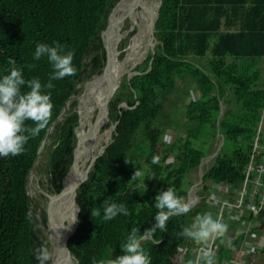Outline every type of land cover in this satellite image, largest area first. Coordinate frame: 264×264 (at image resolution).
Instances as JSON below:
<instances>
[{"label": "trees", "instance_id": "16d2710c", "mask_svg": "<svg viewBox=\"0 0 264 264\" xmlns=\"http://www.w3.org/2000/svg\"><path fill=\"white\" fill-rule=\"evenodd\" d=\"M116 2L0 0V75L13 58L26 79L39 77L47 82L51 66L46 58L34 61L33 53L37 43L51 45L53 41L74 52L76 68L74 76L52 82L53 109L47 128L29 140L21 155L0 157V264H37L34 250L40 246L49 250L47 215L40 216L33 209L30 175L46 155L50 181L46 191L54 194L62 188L74 162L82 117L78 95L105 54L101 35ZM155 36L159 41L155 55L147 54L134 70L142 74L131 80L126 76L118 90L117 103L130 108L115 106L112 110L110 125L117 124L112 142L97 160L94 175L78 190L75 238L79 264H93L94 259L102 264L122 255L120 245L132 229L144 233L155 223L157 209L152 205L159 192L171 186L185 202L193 184L190 174L212 152L218 127L226 143L206 169L198 204L188 217L170 218L166 232L157 229L142 245L151 264H177L183 248L190 250L186 263L193 264L190 252L197 246L180 236L196 217L211 212L230 231L242 228L238 221H230L228 213L220 217L216 201L222 195L210 182H224L230 190L238 188L253 151L264 112V0H161ZM178 80L195 85L200 96L187 100L179 123L186 127L185 136L166 144L161 142L162 119L168 118L167 102L176 93ZM221 104L224 110L218 124ZM165 122L170 126L173 121ZM153 156L158 157L157 164L152 163ZM137 170L140 182L146 184L143 192L130 188ZM41 196L44 202L49 200ZM105 199L124 203L129 215L108 222L93 217L97 210L102 216ZM248 239L249 234L243 232L230 246L218 240L216 264L239 263L236 254ZM259 253L264 255V246ZM258 257V251H250L243 264H256Z\"/></svg>", "mask_w": 264, "mask_h": 264}, {"label": "clouds", "instance_id": "9594fccd", "mask_svg": "<svg viewBox=\"0 0 264 264\" xmlns=\"http://www.w3.org/2000/svg\"><path fill=\"white\" fill-rule=\"evenodd\" d=\"M42 58L47 59L52 69L47 82L42 83L39 77L26 79L23 70L17 67L13 58L7 60L10 67L5 74L0 75V157L21 155L29 140L37 137L47 128L53 109L52 82L76 74L73 65L74 52L66 51L65 45L56 41L51 45L37 43L33 60L40 61ZM28 121L32 124L29 125ZM152 163L157 164L158 157L153 156ZM130 181L133 182L130 184L132 192H137V189L143 192L146 189L145 182H140V171H135ZM152 206L157 209L152 227L144 233H140L139 228L132 229L120 245L123 254L105 260L102 264H151V256L143 247L142 241L154 234L157 229L166 232L170 218L188 217L193 210L171 186L156 195ZM101 208L102 216L99 210L92 212V216H99L104 222L114 220L118 216L129 215L128 207L124 203L112 202L110 199H105ZM228 230V225L219 218H214L211 212L196 217L180 236L181 239L191 242L198 248L193 264H216V258L208 244L216 239L225 242ZM226 242L231 245V240ZM33 255L37 264H48L51 260L50 252L45 246L36 248ZM93 264L98 262L94 259Z\"/></svg>", "mask_w": 264, "mask_h": 264}, {"label": "water", "instance_id": "95a60500", "mask_svg": "<svg viewBox=\"0 0 264 264\" xmlns=\"http://www.w3.org/2000/svg\"><path fill=\"white\" fill-rule=\"evenodd\" d=\"M155 0H152L150 2L149 7H151L152 2ZM123 0H117L114 7L111 9L106 29L102 32V40L105 48V54L103 58L100 60V62L96 65L94 69V74L90 78L89 81H87L84 85V88L86 85L92 84V82L97 79L98 85L106 87L102 81L104 80V77L111 78L112 86L107 94L105 105L103 106V114L101 115V119H98L101 110L99 109L97 116L95 117L94 121L91 119V115L89 113L87 118V127L85 129H81V123H82V117L80 121V127L78 131V137H77V144L74 151V162L65 176L62 184V188L59 192L54 193L52 196L53 198L48 200L47 205H49L52 201L57 204V202L64 198L68 197L71 206L74 211V216L72 219H70L67 224V229L65 230V234L59 238V236L56 234L55 230H51L50 228H47V238L49 243V252L51 255V260L48 262V264H54V257L55 253L61 252V258L58 261L59 264H79L78 258L76 256V230L78 227V215L80 212V207L77 205L76 199L78 195V190L90 179L91 176L94 175L95 169H96V163L97 160L105 153L106 149L110 146L112 142V136L113 133L116 131L117 124L110 125L109 124V117L112 112V110L117 106L120 110L123 106H126L130 108V106L126 103H117V94L118 90L122 84V78L123 76H127L128 80H131L134 76L141 75L142 73L132 71L134 68H136L138 65H140L142 62L141 60H137L131 69L125 70L122 74L117 76H111L110 72L108 71V61L110 60L112 56L111 52V45L109 43L110 40V33L115 26V17L117 16L119 12L120 5L122 4ZM161 7V0H159V6L157 10H154V7L152 5L153 11L149 8L150 11V20L148 25V47L144 54L147 55L150 51L152 55H155V45L159 42L158 39L155 36V26L156 21L159 17V11ZM124 58V57H123ZM153 59V58H152ZM152 68V62H150V69ZM83 88L82 94H84L85 89ZM223 105L221 104V114L218 118V124L220 122V119L223 116ZM219 126V125H218ZM101 132V133H100ZM100 142L98 144H95V141L98 137H100ZM102 139H104L102 143ZM226 143V138L224 135L221 134L220 129L218 127L217 130V141L214 146V151H212L209 155L202 158L199 166L194 170L198 171V178L193 181L192 187L189 191V195L187 200L184 202L186 205L193 208L196 204H198L200 200L199 192L202 189V184L204 183V176L206 173L205 166L216 160V158L221 154L222 147ZM84 156L85 162H83L81 167L83 168V165H90L91 171L84 170V172H81L80 165L78 163V159L80 156ZM56 206V205H55ZM54 206V208H55ZM47 207V206H46ZM147 239H152L150 236H148ZM56 246L59 247V251L56 250Z\"/></svg>", "mask_w": 264, "mask_h": 264}, {"label": "bare ground", "instance_id": "6f19581e", "mask_svg": "<svg viewBox=\"0 0 264 264\" xmlns=\"http://www.w3.org/2000/svg\"><path fill=\"white\" fill-rule=\"evenodd\" d=\"M151 1L152 0H123L122 4L120 5L119 12L115 17V26L110 33L109 40L112 56L108 61V71L110 72L111 76L120 75L125 70L131 69L133 66L132 64L135 63L136 59H139V56L136 55V52L141 49L142 45L149 38V32L147 29L151 16L149 8L153 11V5L155 10V1H153L151 7H149ZM124 40H126L124 48L126 52L124 53V58L121 60L119 59V56L121 55L122 51L119 50V46L121 47L120 44ZM146 50L147 48L145 49V52ZM145 56L143 55V58ZM102 81L106 86L105 88L103 86H99L97 79H95L92 84L88 85L85 91V93L89 96L88 102L91 104L89 113L91 115L92 121H94L95 117L97 116L99 109L101 112L98 119H101V115L103 114V106L105 105L107 94L109 93L112 86L111 78L104 77V80L102 79ZM100 138L101 136L97 138L95 144L100 142ZM83 162H85V158L82 155L78 159L81 172L83 173L84 170L91 171L90 165H83V168L81 167ZM52 196L54 195L49 194V199L53 198ZM46 214L47 222L45 225L51 230H55L56 234L60 238L65 234V230L67 229L66 222L72 219L75 213L69 198L66 196L60 199L57 204L52 201L49 205H47ZM56 250L59 251L58 246H56ZM61 255V252L55 253L54 264H59L58 261L60 260Z\"/></svg>", "mask_w": 264, "mask_h": 264}, {"label": "rangeland", "instance_id": "374dc122", "mask_svg": "<svg viewBox=\"0 0 264 264\" xmlns=\"http://www.w3.org/2000/svg\"><path fill=\"white\" fill-rule=\"evenodd\" d=\"M158 6H159V0H155V9L156 10H157ZM147 41L142 45L141 49H139L136 52V55L139 56V60H141V62L144 60L143 55H144L145 49L148 47ZM125 44H126V40L121 42V44H120L121 47L119 46V50L122 51L121 55L119 56V59H121V60L123 59L124 53L126 52L124 50ZM121 56H122V58H121ZM136 61H137V59H136ZM130 67H131V65H130ZM261 69H262V73H263L262 80L264 83V59L261 62ZM134 70H135V68L132 71H134ZM125 77H126V75L123 76L122 83H123V80ZM263 83H261V85L264 86ZM87 87H88V85L85 86V88H84L85 91H86ZM177 88L178 89H177L176 93L174 95H172L170 97L169 101L167 102L166 112L168 114V118L162 119V122H163L162 128L164 131H163L161 142L166 143V144H172L174 141L177 140V138H179V136H185V134H186L185 125L179 124L181 121H183L185 106L189 100L194 99V98H198L200 96V92L197 90V87L195 85L191 84L187 80H185V81L178 80L177 81ZM78 99H79V109H80V112L82 113L81 129H84L87 127V116L89 115L91 104L88 102L89 96L85 92H84V94H82V91H81V93L78 95ZM170 120L173 121L170 124V126L164 125L166 123L165 121H170ZM261 122L262 123L260 124L261 125V127H260L261 128V134L259 137V144L264 145V112L262 115V121ZM109 124H110V122H109ZM257 132H258V130H257ZM103 141H104V139H102V143H103ZM212 151H214V148ZM149 152L150 151H149L148 147L146 146L145 155L148 156ZM211 163L212 162L208 163L205 166V170L211 165ZM190 178H191L192 183H193V181L196 180V178H198V171L197 170L193 171L190 174ZM41 185L44 186V188H42ZM49 185H50V181H49L48 176H47V158L45 155L36 163L34 170L32 171V173L30 175V181H29V194L32 197V199L34 200L33 201V209H35L40 216H41V214H43V212H46V206L48 203V201L47 202L43 201L41 195H44V196L47 195L46 197H48V195L50 193H48L46 190L48 188L47 186H49ZM48 199H49V197H48Z\"/></svg>", "mask_w": 264, "mask_h": 264}, {"label": "built area", "instance_id": "2783aa9c", "mask_svg": "<svg viewBox=\"0 0 264 264\" xmlns=\"http://www.w3.org/2000/svg\"><path fill=\"white\" fill-rule=\"evenodd\" d=\"M260 127L261 125L255 138L249 163L246 166L243 183L238 188L230 190L229 186L224 182H210V185L222 195L221 199L216 201L220 217L228 213L230 221H238L239 227H244V224L248 225L253 218L260 227H264V145L259 144ZM251 215L253 216L252 219ZM244 218L249 222L243 223L242 219ZM218 240L220 239L210 241L208 244L213 253L218 248L216 244ZM181 252L185 253V248ZM193 253L194 256L197 255V247L194 248Z\"/></svg>", "mask_w": 264, "mask_h": 264}, {"label": "crops", "instance_id": "0c3cea01", "mask_svg": "<svg viewBox=\"0 0 264 264\" xmlns=\"http://www.w3.org/2000/svg\"><path fill=\"white\" fill-rule=\"evenodd\" d=\"M252 221V222H251ZM250 222L246 221L245 223L249 222V224H244L245 226L240 228H237L238 230L235 232H233L232 230L228 231L226 233V240L225 243H227V240H231L234 241L235 236H237V234L240 233H247V235L249 234V239L244 242L242 245L241 250L236 254V259L239 261V263L236 264H243L246 260V255L248 252L250 251H258L259 257L256 260V264H264V255H262L261 253H259V249L262 248L264 246V227H260L258 225V222L254 219H252ZM246 228V229H243ZM253 232V233H251ZM251 234V236H250ZM194 249H191V254L193 253ZM190 250L188 248H185V253H180L179 256L177 257V264H187L186 263V258H187V252H189ZM195 258V256H194Z\"/></svg>", "mask_w": 264, "mask_h": 264}]
</instances>
